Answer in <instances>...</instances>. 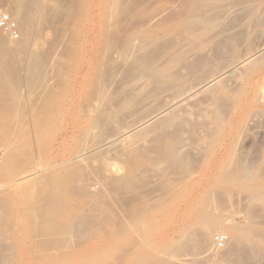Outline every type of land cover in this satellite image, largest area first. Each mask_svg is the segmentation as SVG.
Masks as SVG:
<instances>
[{"label": "bare ground", "instance_id": "1", "mask_svg": "<svg viewBox=\"0 0 264 264\" xmlns=\"http://www.w3.org/2000/svg\"><path fill=\"white\" fill-rule=\"evenodd\" d=\"M45 1L49 0H15V2H13L12 15L11 13L10 15L18 23L20 34L21 36L23 35L22 41L12 47L11 44H8L7 39H5L6 35L5 37L3 36L4 38L0 36V96L9 94L5 85L9 83L10 80L12 82L14 81L13 87H15L16 92H14V88L11 86L12 92L15 93L12 94L15 95L17 104L22 108V110L16 108V110L18 109V111L21 112H19L20 115L16 119L13 114L9 113L10 110L0 114V149L3 151L2 157L0 156V175L13 178L16 176L18 170L28 167V171L25 172L28 173L27 176L16 179L15 182L31 179L30 182L28 181V184H24L22 189L15 193V197L14 195L4 194L0 187V192H3V195L0 196V264H173L171 263L172 258L179 257L180 259V256L188 255V253H184L187 252V250L193 249L194 251L196 248L197 251L202 250L204 251L203 253H206L212 245H210V243L213 233L220 228H225L226 234L229 236L228 244L233 241L231 242L232 246L226 258H232L234 261L238 260L240 262H238L239 264H263L264 258L262 260L260 259V261H253L246 253L261 254L257 249L259 247L255 244H257L256 242L264 243V232L260 235L262 232L261 229L260 233H256V229L254 231L252 225L255 223V218H259L264 212L259 213L256 211L257 207L254 209V205L251 207L248 204L249 207L246 210L245 206L243 207L245 211H240L242 213V216H240L245 217V222H233L231 220L232 211L230 212V209L228 210L226 205L223 206L225 203H223L222 200L225 199V195H222L224 197V199H222V197H220L221 195L218 193V188L225 189L226 187L245 190L251 194V201L262 202L264 205V183H255L259 177L252 174V172L245 169V167H240V169L236 167V170L234 167H231L236 165H232L231 162L234 161L233 157L236 156L234 155L235 146L238 145L239 142L237 143L235 141V148L231 146L232 143L228 145L224 156L220 158L221 161L218 163V166L215 167V170L211 173H207L206 176L204 173L205 177H199L196 172L199 168L196 167L195 169V164L193 163L200 153L197 156L195 155L196 157L193 162L189 160L190 166L193 164L191 170L188 168L189 165H187V168L185 166L183 168L184 170L189 169L191 171L190 176V173L184 172V175L188 173L186 175L189 176V179H180V181H183L181 186L179 185L178 188H174L173 190L169 189L167 194L165 193L166 197L163 194L165 199L162 201L158 202L159 199L157 202H150L153 200V195V197L149 199L150 201L145 199L144 195L147 194L141 195V191L144 190L143 186L145 184L139 177L138 172L139 169L142 168V160L147 161V157L149 156L145 157V154L140 148H136L137 146L135 147V145H137L135 142L138 140L136 136H134V132L140 127H146L143 130L149 133L151 131L150 125L152 124L147 126L141 124L142 126L140 125L135 128L124 127V125L120 124L121 116H123L122 112L131 104L136 106L141 100L136 98L138 97L136 89H131L129 86L125 88V85L141 76H145L144 78L148 77L149 82H151L152 85L155 84V86L157 84H166L179 78V76L172 73L175 67V65H172L180 57H177L175 61L174 58H171L172 60L167 59L169 60L167 61V56H170L167 54L166 58L162 57L166 60L165 62L160 58V51L158 49L157 51L154 50L156 48H150L156 41L157 44H159L157 37L159 33L165 31L163 28L164 26L155 27L151 25L152 23L147 24L146 22L148 21H144L151 16V9L148 10L145 5L142 7L143 4L141 3L143 0H77L76 3L72 4V9L79 8V17L75 27L71 24L74 28V32L72 34V41L68 42V39L64 40L61 37L64 36L67 31L63 35L59 34L60 29H57L59 32L58 34L57 31H55L58 19L56 17L60 15L62 17V13L60 14L58 12V7L51 8ZM147 1L145 0L143 2L146 3ZM150 2L152 3V1ZM195 2H197V0ZM187 4L189 8L186 14H181L184 16L183 19L181 18L182 25L192 26L190 23L198 20L203 22V12L199 13L198 11V13H195L196 16L194 15L195 9L193 4L196 3L190 1V3ZM198 5L201 6V4H197V6ZM214 5H216V3ZM161 6H163V4ZM155 7L156 9L158 8V6ZM204 8H208V6H204ZM200 9L202 10L201 7ZM180 10L181 9H179V11ZM158 12L155 14L157 15ZM198 14H203V16L200 15L202 19L200 16L197 17ZM206 15L205 17H208L209 14L207 13ZM167 16L169 18V15ZM71 17L75 16L73 15ZM125 17L126 19L129 18L131 21L139 19L142 20V22L137 21L139 22L138 24L132 22V25H129V23V26L125 27L126 23H128L126 19V23L125 21L123 22ZM161 17L162 16H160V18ZM66 18L68 19V16ZM66 18L63 19L66 21ZM203 20L207 22V19L204 18ZM166 21H168V19ZM166 21L163 22L166 23ZM58 22H60V20ZM161 22L162 19L160 23ZM35 23L41 25L38 30L33 29ZM206 24L209 23L207 22ZM58 25L59 24H57V26ZM205 28L207 29L208 27ZM30 29H32V36L35 37V41L33 40V42H31V39L26 40L25 37L26 31H30ZM48 29L51 31V34H54V36H52L54 38L53 42L52 39L39 40L42 36L45 38L46 36L48 38L51 36L49 32L45 33ZM68 29L70 28L68 27ZM199 32L195 31V34ZM59 35L62 39L58 37ZM196 35L195 38L198 37ZM200 36H203L201 32ZM59 39L64 41L59 42ZM49 40L52 43H50ZM162 41L161 38L160 44L163 45ZM164 41H166L165 38ZM59 47L61 50L63 49L62 53L64 52L65 55H69V57H66V59L69 58V63H67V65L70 64L72 67H78L80 69V73H82L80 78L77 77L80 73H77V75L70 73L69 77L63 79L65 76L63 78L58 77V71L56 72L55 69L50 67L51 61H53ZM161 49H163V46ZM76 51H79L78 58V52ZM59 55H61V53ZM183 56L185 57V55ZM232 56L231 54V59L233 58ZM231 59H229L230 61L223 60L224 64L218 70V78L223 81L222 83L228 80V83L225 82L227 86L229 85V79L230 82H232V77L234 80L237 79V81H235V83L238 82L237 86L235 89L232 87L234 91L230 89V92L232 91L234 95L233 99H235L233 109H235L237 113V118L233 121V126L231 127V134L240 135L241 132L242 134L244 133V130L249 128L252 129L251 126H253L254 122L253 118L257 114V110L262 108L261 105H264V40L251 51L238 55V58ZM54 62L56 63V61ZM22 83L27 85L30 92L33 90L31 95L35 94L34 89L37 90L39 88L40 91L38 89L39 92L36 91L37 94L33 98L26 97L28 94L22 97L24 92L23 90L21 91L20 86H26ZM10 84L11 83H9V86ZM232 84L233 83H231V85ZM168 85L167 87L170 86ZM181 85L178 87L181 88ZM213 85H215L214 80L205 81L201 87L206 88L212 87ZM227 86L226 88L223 87V91L229 94V86ZM219 87L220 86H218V88ZM126 89H129V91L125 93ZM213 90H216L215 87ZM123 93H125V95ZM216 93L215 96H217ZM121 94L127 98L124 99L123 97V100L117 101L116 98L119 96L121 97ZM61 97H88L86 100L87 110L85 115L82 116L81 119L73 118L74 115L71 117V113L69 114L70 109L66 107L64 99ZM0 98H2L1 101L4 103L5 101H3V98L11 99L12 97ZM72 99L73 98H71V100ZM2 105H0V107ZM15 105L13 110H15ZM6 106L8 107V105ZM75 106L76 104L74 107ZM259 106L260 108H258ZM175 109L177 110V108ZM135 110L136 109H134V111ZM18 111L16 112L18 113ZM130 111L131 110H129V112ZM154 112L156 114V111ZM163 112L164 111L159 112L153 118L160 116ZM168 112L172 114L168 113L169 115L171 114L169 116L166 112L164 115L166 117L168 115V117H165V119L160 122L158 120L159 123L156 121L155 123L157 124L153 125V128L155 126L156 128L158 127V129H163V131L160 129V131H162L160 133L165 132V128L173 126L174 121L179 124V122H177L179 120L178 114H180L181 111L179 112L178 110V114L175 113L176 111ZM223 113L224 112H222V115H224ZM129 114L128 116H130ZM148 114L150 116L152 115V113L149 112ZM149 115L144 118L150 117ZM217 116H214V118ZM141 117L140 119H142ZM226 118L222 119L226 120ZM197 122L199 123V121ZM127 123L128 122H126V124ZM137 123H140V121ZM182 123L181 121L180 124L182 125ZM218 124L220 125L221 123ZM212 125L214 127L215 124L212 123ZM225 126L227 125L225 124ZM177 129L179 128L176 126V130ZM155 130L157 131V129ZM171 130L174 129L171 128ZM214 130L213 128V131ZM176 132L178 133L179 131ZM216 133L214 134L215 136L218 135ZM221 133L222 132H220V134ZM168 135H166L165 132L162 135L160 134L157 139V141L159 140V143L156 141L159 147L158 153L161 158L165 159L170 164L168 169L169 167L171 168L172 165H175L174 167L177 170L179 169L177 167L182 163H180V161L183 157H186L188 153L186 156L183 155V157H181L180 155L182 154L179 153L182 151L177 153L179 149L176 150L174 145L177 135L175 134V137ZM212 135L213 133L211 136ZM221 136L219 137L221 138ZM241 136L239 138H241ZM224 137L228 136L224 135ZM168 138H173L174 142L167 143ZM210 140L211 139H209V141ZM146 141L148 142V139ZM176 144L178 145V143ZM33 145L38 149L39 154L38 162L34 167L31 165L32 163L33 165L35 164L32 158L33 156L29 154L30 147L34 150ZM152 146L154 147V144L148 147L152 149ZM179 146L177 148H179ZM145 147L143 148L148 151V148L146 149ZM215 147L214 143L213 148ZM154 149L150 150L149 148V152L151 151L154 153ZM207 149L206 151H208ZM207 153H205V155ZM38 154H36V157ZM192 156L193 155H189V158L192 159ZM200 158L201 156L198 157V160ZM202 159L204 158L202 157ZM149 160L148 168H151L150 164H152L151 161H153L154 158L152 160L148 159V161ZM155 160L157 159L155 158ZM185 160L186 158L184 161ZM199 161L197 162L198 164ZM164 162L165 161H162L163 164ZM235 162H237V160ZM145 163L146 162H144V164ZM158 166H156V169ZM228 166L231 167V170ZM172 169L173 168H171V170L169 169V171H172ZM175 169L173 172H175ZM207 169L209 170V167ZM142 170H145L144 174L148 171L145 168ZM151 171L152 168L149 170V173ZM180 171H182V169ZM177 172L178 170L176 173ZM203 172H205V170ZM157 173L158 172H156V174ZM178 173L183 175V171ZM178 173L177 175H179ZM258 173H260V171ZM263 173L262 175H264ZM159 175H161V173ZM159 175L157 176L159 177ZM262 175L261 177H263ZM163 176L167 175L163 173ZM162 181H164V179ZM158 183L160 186V182ZM147 184H149V182ZM175 184L177 183L175 182ZM165 185L166 184H164V186ZM159 189H162V186ZM146 190L150 192L148 188L145 189L144 193H147ZM225 193L226 195L230 194L229 192ZM239 193L240 192H237V195ZM235 194L236 193H234V195ZM228 196L229 195H227V197ZM224 202H226V200H224ZM257 221L258 222L255 224L261 223V220ZM258 229H260V227ZM231 237L233 240L230 241ZM197 251L193 253H199ZM181 253H184V255H181ZM215 253L208 256L206 261H203L201 258V261H203L204 264H213L221 258L225 259L222 254L221 257L217 255V252ZM245 254L247 258L250 259L248 263L246 262ZM199 256L201 257L203 255L201 254ZM198 257L196 256V258ZM181 259L184 261V257ZM178 261L179 260H177L176 264ZM187 262L189 261L187 260ZM179 263L181 264V262Z\"/></svg>", "mask_w": 264, "mask_h": 264}, {"label": "rangeland", "instance_id": "2", "mask_svg": "<svg viewBox=\"0 0 264 264\" xmlns=\"http://www.w3.org/2000/svg\"><path fill=\"white\" fill-rule=\"evenodd\" d=\"M61 1V2H60ZM49 0V1H45L46 3H48L49 4V7H51V8H54V7H58V12L61 14L62 13V17L63 18H66L67 16H68V19L66 18V21H65V19H63L62 17H61V15L60 16H58V17H56V18H58L59 20H60V22H58L59 20L57 19V23H56V29H55V31H57V29H60L59 31H60V33L57 31V34L59 33V34H61V35H63V34H65V32H66V36L64 35V36H61L64 40L65 39H68L67 41L69 42V41H72V34H73V32H74V28L72 27L73 25H74V27H75V25H76V23H77V20H78V15H79V8L77 7V8H75V9H72V4L73 3H76V1L77 0H63V2H62V0ZM143 1H145V0H143ZM142 1V3L141 4H143L142 5V7L145 5V7L148 9V10H150L151 9V16L149 17V19H146V20H144L145 22L146 21H148V22H146L147 24H150V23H152L151 25H153V26H155V27H163L164 29H165V31H163V32H161V33H159V35H158V37H157V40H158V43L159 44H157V41L153 44L154 45V47H153V45L152 46H150V48L151 49H154V48H156V49H154V50H159L160 52V58L161 59H163L164 57L166 58V55L168 54V55H170V56H167V58H166V60L167 59H171V58H174V61L177 59V57H180L179 59H177L175 62H174V64L172 65V66H174L175 65V69L173 68V72H172V69H171V72L172 73H174V75L176 74L177 76H179V78H176V79H174V80H172V81H174V82H168V83H166V84H162V85H156L155 86V84L154 85H152V83L151 82H149V79H148V77H146V78H144L145 76H141V77H138L136 80H134V81H132L131 83H128V84H126L125 85V88H128V86H129V88H131V89H136V92H137V96L138 97H136L137 99H141L140 101H139V103L135 106V105H133V104H131V105H129L128 107H127V109L126 110H124L125 112L127 111V112H129V110H131L129 113H131V114H129V113H125L124 111L122 112V115L123 116H121V121H120V124L121 125H124V127H131V128H135V127H137V126H140L141 124L143 125V126H147V125H150V124H152V125H150L152 128H153V125H155V124H157V123H159L160 121H162L163 119H165V113L167 112V114L168 113H171V112H168V111H173V112H175V113H179L180 111H181V113L180 114H178L179 115V117H178V121L177 122H179V124H177L175 121H174V123H173V126H171V127H168V128H165L166 130H165V132H166V135H168V136H176L175 137V141L176 142H174L173 141V138L171 139V138H168L167 139V143L169 142V143H172V142H174L175 144V147H176V150L177 149H179L178 151H177V153H179L180 151H182V152H180L179 154H182V155H180L181 157H183V155L184 156H186L187 155V153H188V155L186 156V157H183V161H184V159L186 158V160L183 162L182 160L180 161V165H179V167H177V168H179V169H177L178 170V172H182L183 171V175H184V172H188V173H190L191 171V168H192V166H193V164H195L194 165V167H195V169H196V167H198L199 169L196 171L197 172V174H198V176L199 177H205L206 176V174L207 173H211L212 171H214L215 170V167H217L218 166V163H220V161H221V159L220 158H222L223 156H224V154H225V152H226V149H227V147H228V145L230 144V143H232L231 144V146L233 147V148H235L236 147V151L234 150V155H236V156H234L233 157V159H234V161H232L231 162V164L232 165H235V166H231L232 168L234 167V169L237 167V169H240V167L241 168H244L245 167V169H248V170H250L251 172H252V174H254V175H257L259 178H258V180H256V182L255 183H264V175H262V173L264 172V105H261V109H258V108H260V106L257 108L258 110H257V114L254 116V118H253V120H254V122H253V126H251L252 127V129L251 128H249V129H247V130H244L243 132V134H242V132H241V134L239 135V134H234V135H232L231 133H232V126H233V121H235V119L237 118V113H236V110L235 109H233L234 108V104H235V99H233V93H232V91H234L233 89H235V87L237 86V84H238V82L237 83H235V81H237V79L236 80H234V78L232 77V82H230V79H229V94H227V92H224L223 91V87H225L226 88V86H227V84L226 83H228L227 81H224V83H222L223 81L221 80V79H219L218 78V70H219V68L224 64V61L223 60H229V59H231L230 58V56H231V54L233 55L232 57V59H234V58H238V55H240V54H243V53H246V52H249V51H251L255 46H257V45H259L263 40H264V0H214V1H212V0H197V2H195L196 0H146L147 2L145 3V2H143ZM150 1H152V3H154V4H152ZM190 1H193V3H196V4H193V7H194V9H195V11H194V15H195V13H198V11H199V13H201V12H203L204 13V16H203V14H198L197 15V17L198 16H203L202 18L204 19H207L206 21L210 24H206L207 22H205V20H203L202 18H201V16H200V18L202 19V21L203 22H201V21H195V22H193V23H190L192 26H183L182 25V19L184 18V16H182L183 14H186V11H187V9L189 8V6H188V4L187 3H190ZM13 2H15V0H8V2H7V0H0V8L1 9H4L5 11H7L9 14L11 13V15H12V12H13ZM44 2V3H45ZM58 2H60V3H58ZM5 3V4H4ZM145 3V4H144ZM172 3V4H171ZM183 3V4H182ZM192 3V2H191ZM216 3V5H214ZM12 4V5H11ZM163 4V6H161ZM197 4H201V6L200 5H198L197 6ZM205 4H207V5H205ZM55 5H57V6H55ZM175 5V6H174ZM181 5H182V7H181ZM186 5V6H185ZM190 5V4H189ZM196 5V6H195ZM213 5V6H212ZM11 8H10V7ZM64 6V7H63ZM155 6H158V8L156 9V7ZM204 6L206 7V6H208V8H204ZM210 6H211V8H210ZM174 7V8H173ZM177 7V8H176ZM180 7V8H179ZM187 7V8H186ZM196 7V8H195ZM200 7L202 8V10L200 9ZM214 7V8H213ZM65 8V9H64ZM153 8H154V10H153ZM161 8V9H160ZM199 8V9H198ZM165 9V10H164ZM168 11H167V10ZM174 9V10H173ZM179 9H181L180 11H179ZM186 9V10H185ZM197 9V10H196ZM8 10H10V11H8ZM75 10V11H74ZM156 10V11H155ZM182 10H184V11H182ZM210 10V11H209ZM61 11V12H60ZM65 11V12H64ZM68 11V12H67ZM71 11V12H70ZM73 11V12H72ZM153 11V12H152ZM155 11V12H154ZM158 11H160V12H158ZM177 11V12H176ZM207 11V12H206ZM156 12H158V14L156 15L155 13ZM257 12V13H256ZM63 13H64V15H63ZM65 13H68V14H65ZM71 13H75V14H71ZM209 14L208 15V17H205V16H207L206 14ZM182 14V15H181ZM255 14H257L258 15V17H257V15H255ZM75 16V17H71V16ZM166 15V16H165ZM167 15H169V18H168V16ZM172 15V16H171ZM257 17H255V16ZM263 15V16H262ZM160 16H162L161 18H160ZM164 16V17H163ZM171 16V17H170ZM196 16V15H195ZM261 16V17H260ZM71 17V18H70ZM154 17H156V18H154ZM218 17V18H217ZM72 18H74V19H72ZM160 18V19H159ZM168 19V21H166L167 19ZM177 18V19H176ZM182 18V19H181ZM218 20H217V19ZM259 18H260V20H259ZM262 18V19H261ZM76 19V20H75ZM125 19H126V17L124 18V20H123V22L125 21ZM157 19H159V20H157ZM161 19H162V22L160 23V21H161ZM171 19V20H170ZM210 19V20H209ZM258 19V20H257ZM126 20H128L127 22L128 23H126V21H125V23H126V25H125V27H127V26H129V25H132V22H136V24H138L139 22H142V20H133V21H131L129 18H127ZM180 20V21H179ZM72 21H73V23H72ZM137 21H139V22H137ZM158 21V22H157ZM166 21V23H164V22ZM172 21V22H171ZM175 21V22H174ZM214 21H216V22H214ZM263 21V22H262ZM70 24H68V23ZM71 22V23H70ZM176 23V24H174V23ZM259 22V23H258ZM65 23V24H64ZM130 23V24H129ZM181 23V24H180ZM57 24H59L58 26H57ZM67 24H68V26H67ZM71 24H72V26H71ZM129 24V25H128ZM135 24V23H134ZM172 24V25H171ZM178 24H180V25H178ZM194 24V25H193ZM197 26H196V25ZM63 27H62V26ZM66 25V26H65ZM157 25H159V26H157ZM162 25V26H161ZM167 25V26H166ZM173 25H176V26H173ZM204 25V26H203ZM212 25V26H211ZM61 26V27H60ZM172 26V27H171ZM41 27V25L39 24V23H35L34 24V30H38L39 28ZM59 27V28H58ZM65 27V28H64ZM67 27V28H66ZM68 27L70 28V29H68ZM196 27V28H195ZM205 27H208L207 29L205 28ZM211 27V28H210ZM257 27V28H256ZM36 28V29H35ZM64 28V29H63ZM68 29V30H67ZM167 29V30H166ZM184 29V30H183ZM190 29V30H189ZM191 29H193V30H191ZM197 29V30H196ZM255 29V30H254ZM25 30V29H24ZM199 30H200V32H201V34H203V36L201 37L200 36V32H199ZM64 31V32H63ZM193 31V32H192ZM195 31L197 32H199V33H196V34H199V35H196L195 34ZM227 31V32H226ZM49 32V34H51L50 32V30L48 29V31L46 30L45 31V33H48ZM69 32V33H68ZM225 32V33H224ZM223 33V34H222ZM229 33V34H228ZM189 34V35H188ZM190 34H191V36H190ZM205 34V35H204ZM5 35H6V37H5ZM182 35V36H181ZM195 35L196 36H198L197 38H195ZM0 36L1 37H5V39H7V42H8V44L10 45H12V47L13 46H15L16 44H18V42L20 43L21 41H22V38H23V35L21 36V34H20V38L19 39H17V40H15V39H12L9 35H7V34H5V33H3L2 31H0ZM50 36V35H49ZM52 36H54V34H51V38L49 37H47L46 36V38L44 37V36H42V37H40L39 38V40H45V39H52V42H53V37ZM69 36V37H68ZM190 36V37H189ZM201 38H200V37ZM3 37V38H4ZM10 37V38H9ZM25 37H26V40H32L31 42H33V40L35 41V37H33L32 36V29H30V31L28 30V31H26V34H25ZM59 38H61L60 37V35L58 36ZM71 37V38H70ZM165 38V40L166 41H164V38ZM33 38V39H32ZM61 38V39H62ZM160 38V39H159ZM161 38H162V40L164 41H162V43H163V45L162 44H160L161 43ZM61 39H59V42H63L64 40H61ZM197 39H199V40H197ZM230 39V40H229ZM49 40V41H50ZM160 40V41H159ZM237 40V41H236ZM240 41V42H239ZM51 41H50V43H52ZM74 42V41H73ZM166 42V43H165ZM198 44H197V43ZM202 42H203V44L204 43H206V44H202ZM231 42V43H230ZM164 45H165V47H164ZM232 45V46H231ZM162 46H163V49H161L162 48ZM200 46H201V48H200ZM158 47V48H157ZM161 47V48H160ZM252 47V48H251ZM167 48V49H166ZM61 50V48L59 47L58 49H57V51H56V54H55V59L53 58V61H51V65H50V67L51 68H53V69H55L56 70V72H57V74H58V77H61V78H63L64 76V78L63 79H65V78H67V77H69V75H70V73H74V74H76L77 75V73H80V69L78 68V67H72V65H67V63H69V58H67L66 59V57H69V55L67 56V54L65 55L64 54V52L62 53V51H63V49L61 50V52H60V50ZM76 50V49H75ZM74 50V51H75ZM157 50V51H158ZM162 50V51H161ZM167 50V51H166ZM171 52H170V51ZM172 50H176V51H172ZM76 52H78L77 53V58L79 57V51H76ZM170 52V53H169ZM177 52H178V54H177ZM182 52H183V54H182ZM234 52V53H233ZM57 53H58V55H57ZM61 53V55H63V56H61V55H59ZM164 54V55H163ZM183 55H185V57L183 56ZM234 55H236V56H234ZM227 56V57H226ZM163 57V58H162ZM184 58V59H183ZM221 58V59H220ZM231 59V60H232ZM60 62H59V61ZM165 62H166V60L165 59H163ZM169 60H167V61H169ZM172 60V59H171ZM180 60V61H179ZM54 61H56V63L54 62ZM59 63H58V62ZM68 61V62H67ZM225 61V62H226ZM230 61V60H229ZM55 64H54V63ZM223 62V63H222ZM58 63V64H57ZM57 64V65H56ZM177 64H178V66H177ZM55 66V67H54ZM70 66V67H69ZM59 69V70H58ZM77 69V70H76ZM191 69V70H190ZM193 69V70H192ZM61 70V71H60ZM69 71V72H68ZM81 74L82 73H80V74H78V78H80L81 77ZM179 74V75H178ZM183 75V76H182ZM181 76V77H180ZM210 77V78H209ZM148 81H147V80ZM181 79V80H180ZM215 79H217V80H215ZM177 80V81H176ZM180 80V81H179ZM214 80V84L215 85H213L212 87H206V88H202L201 87V85H203L204 83H205V81L206 82H208V81H213ZM142 83H141V82ZM145 81V82H144ZM148 82V83H147ZM185 82V83H184ZM203 82V83H202ZM219 82V83H218ZM226 82V83H225ZM9 83H11L10 84V86H9ZM9 83H7L6 85H5V87H7V91H9V94H7L6 96H0V97H12L11 99H4L3 98V101H5L4 103L1 101L2 100V98H0V105H2V103H3V105L0 107L1 109H0V114H2V113H5V112H8V110H10L9 111V113H11V114H13V116L15 117V119L20 115V111H18V109H20V110H22V108L17 104V98L15 97V95H13V94H15V93H13L12 91V89H11V86H12V88H14V92H16V90H15V87H13L14 85V81L12 82L11 80L9 81ZM151 83V84H150ZM183 83V84H182ZM231 83H233L232 85H231ZM235 83V84H234ZM23 85H26V84H24V83H22ZM141 84V85H140ZM171 86H169V85ZM181 85L180 87L181 88H179L178 86L179 85ZM222 86H221V85ZM22 85V86H23ZM167 85L169 86V87H167ZM173 85V86H172ZM230 85H231V87H230ZM155 86V87H154ZM164 86V87H163ZM177 86V87H176ZM218 86H220L219 88H218ZM227 86V87H228ZM24 87V86H23ZM23 87H21L20 86V88H21V91L23 90V92H24V94H22L23 96L22 97H25L27 94H28V96H26V97H31V98H33V97H35V95L37 94L36 93V91H38V89L36 90V89H34V92H35V94H33V95H31L32 93H33V90L30 92V89L27 87V85L23 88ZM214 87H215V89L216 90H213L214 89ZM232 87H233V89H232ZM28 89V91H27V89ZM142 88V89H141ZM155 88V89H154ZM161 88H162V90H161ZM164 88V89H163ZM198 88H200V89H198ZM202 88V89H201ZM208 88V89H207ZM6 89V88H5ZM9 89V90H8ZM11 89V90H10ZM26 89V90H25ZM166 89V90H165ZM205 89V90H204ZM210 89V90H209ZM212 89V90H211ZM230 89L232 90L231 92H230ZM222 90V91H221ZM25 91H27V92H25ZM39 91H40V89H39ZM38 91V92H39ZM126 91H129V89H126L125 90V93H126ZM209 91V92H208ZM213 93H212V92ZM218 92V93H216V92ZM22 92V93H23ZM151 92V93H150ZM159 92V93H158ZM209 94H208V93ZM13 93V94H12ZM125 93H123L124 95H125ZM146 93V94H145ZM215 93H216V95L218 96V99H220V100H218L217 99V96H215ZM224 93H226V94H224ZM11 94H12V96H11ZM221 94H222V96H221ZM227 95V96H226ZM144 96V97H143ZM13 97H15V98H13ZM124 96L121 94V97L119 96L118 98H116V100L117 101H119V100H123L122 98H123ZM61 98H63L64 99V102H65V104H66V107L67 108H69L70 109V111H69V114L71 113V117H73V115H74V117L73 118H79V119H81L82 118V116H84L85 115V112H86V110H87V99H88V97H61ZM71 98H73L72 100H71ZM80 100H79V99ZM121 98V99H120ZM125 98H127V97H124V99ZM176 98V99H175ZM69 99V100H68ZM82 99V100H81ZM230 99V100H229ZM15 100H16V103H15ZM10 101V102H9ZM70 101V102H69ZM86 101V102H85ZM142 101V102H141ZM216 103H214V102ZM7 102V103H6ZM9 102V103H8ZM218 102V103H217ZM228 102V103H227ZM234 102V103H233ZM70 103V104H69ZM74 103V104H73ZM174 103H175V105H174ZM211 103V104H210ZM225 103V104H224ZM233 103V104H232ZM11 104V105H10ZM18 106H16V105ZM72 104V105H71ZM76 104V106L74 107V105ZM142 106H141V105ZM145 104V105H144ZM6 105H8V107L6 106ZM10 105V106H9ZM14 105H15V110H16V108H18L16 111H18V113L15 111V110H13V107H14ZM79 105V106H78ZM144 105V106H143ZM170 105V106H169ZM177 105V106H176ZM179 105V106H178ZM218 105V106H217ZM222 105V106H221ZM233 105V106H232ZM73 106V107H72ZM86 106V107H85ZM167 106V107H166ZM231 106H232V108H231ZM3 107H6V108H3ZM71 107H72V109H71ZM81 109H80V108ZM137 107V108H136ZM144 107V108H143ZM222 107V108H221ZM227 107V108H226ZM11 108V109H10ZM84 110H83V109ZM86 108V109H85ZM138 108H139V110H138ZM169 108V109H168ZM171 108H172V110H171ZM175 108H177V110L175 109ZM215 108V109H214ZM79 109V110H78ZM134 109H136L135 111H134ZM204 109V110H203ZM206 109V110H205ZM222 109V110H221ZM156 111V114H158L159 112H162V111H164L160 116H158V117H156V118H153L156 114H155V112L154 111ZM158 110V111H157ZM166 110V111H165ZM179 110V112H177ZM214 111V112H212V111ZM233 110V111H232ZM3 111V112H2ZM12 111V112H11ZM78 111V112H77ZM132 111H133V113H132ZM141 111H142V113H141ZM206 111V112H205ZM235 111V112H234ZM259 111V112H258ZM263 111V112H262ZM14 112H16V113H14ZM20 112V113H19ZM80 112V113H79ZM147 112V113H146ZM148 112L149 113H152V115L150 116L149 114H148ZM216 112H217V115H216ZM222 112H224L223 114L224 115H222ZM139 113V114H138ZM204 113V114H203ZM18 114V115H17ZM128 114L131 116V118H130V116H128ZM150 116V117H146V118H144L145 116H148V115ZM154 114V115H153ZM166 114V115H167ZM172 114V113H171ZM170 114V115H171ZM206 114V115H205ZM258 114H259V116H258ZM139 115H141V116H143V117H141V116H139ZM164 115V116H163ZM169 115V114H168ZM168 115H167V117H168ZM169 115V116H170ZM164 118H163V117ZM213 116V117H212ZM214 116H217L216 118H214ZM129 117V118H128ZM140 117L142 118V119H144V120H142V119H140ZM162 118V119H160V118ZM166 117V118H167ZM211 119H210V118ZM227 117V118H226ZM138 118V119H137ZM151 118V119H150ZM153 118V119H152ZM159 118V119H158ZM222 118H226V120L224 119H222ZM123 119H125V120H123ZM182 119V120H181ZM203 119V120H202ZM213 119V120H212ZM123 120V121H122ZM148 120H149V122H148ZM158 120H159V122H158ZM208 122H207V121ZM136 121V122H135ZM140 121V123H137V122H139ZM145 121H146V123H145ZM154 121V122H153ZM157 121V123H155ZM181 121L183 122L182 123V125L180 124L181 123ZM197 121H199V123L197 122ZM206 121V122H205ZM224 121V122H223ZM231 121V122H230ZM126 122H128L127 124H126ZM190 122H191V124H190ZM195 122V123H194ZM225 122H227V123H225ZM229 122V123H228ZM256 122V123H255ZM134 123V124H133ZM194 123V124H193ZM198 125H197V124ZM211 123V124H210ZM212 123L213 124H215L214 125V127H213V125H212ZM218 123H221L220 125L218 124ZM259 123V124H258ZM137 124V125H136ZM202 124V125H201ZM203 124H205V125H203ZM225 124L229 127V129H228V127L227 126H225ZM261 124V125H260ZM129 125V126H128ZM132 125V126H131ZM141 125V126H142ZM178 125H181V126H178ZM212 125V126H211ZM259 125V126H258ZM176 126L179 128V129H177L176 130ZM197 126H198V128H197ZM208 126H209V129H208ZM217 126V127H216ZM218 126H219V128H218ZM256 126V127H255ZM150 127V129H151V133L149 132H146L145 130H143V129H145V128H142V127H140L139 129H137L135 132H134V136H136V138H137V140L139 141H137V142H135V144H137V145H135V147L136 148H140V150L145 154V157H147V156H149V157H147V161L145 160V161H143L142 160V162H141V167L142 168H140L139 169V172H138V175H139V177L143 180V183L145 184L144 186H143V191H141V195H143V194H147V195H144L145 196V199H147V200H149V199H151V197H153L152 199V201H150V202H157L159 199V201L158 202H160V201H162L163 199H165L164 197H163V194H164V196L166 197V194H167V192L169 191V189L170 190H173L174 188H178V186L180 185L181 186V184L183 183V181L182 180H187V179H189V176L191 175V173L189 174V176L188 175H186V174H188V173H185V175L183 176V175H180V173H178L179 175H177V173H176V169H175V165H172V167L171 168H173L172 169V171H169V169L171 170V168L169 167V169H168V166H170V164L165 160V159H163V158H161L160 156H159V147H158V143H159V140L157 141V139L159 138V136H160V134L162 135V134H164L165 132H163V133H160V132H162L163 131V129L162 128H160L162 131H160V129H158V127L156 128L155 126H154V128L152 129ZM182 127V128H181ZM185 127V128H184ZM215 129L214 131H213V128ZM221 127H222V129H221ZM257 127H261V128H257ZM149 128V127H148ZM171 128H173L174 130H171ZM192 128V129H191ZM202 128V129H201ZM224 128H225V132H224ZM227 128V129H226ZM254 128V129H253ZM155 129H157V131H158V134H157V131L155 130ZM200 129V130H199ZM251 129V130H250ZM142 130V131H141ZM167 130H168V132H167ZM211 130V131H210ZM221 130V131H220ZM153 131V132H152ZM154 131H155V133H154ZM170 131H171V133H170ZM176 131H179L178 133L176 132ZM218 131V132H217ZM142 132V133H141ZM201 132V133H200ZM202 132H203V134H202ZM209 132V133H208ZM211 132V133H210ZM217 132V133H216ZM220 132H222L221 134H220ZM153 133V134H152ZM213 133V135L211 136V134ZM218 134L217 136H215L214 134ZM172 134H174V135H172ZM176 134V135H175ZM200 134H202V135H200ZM221 135H223V136H221ZM224 135L225 136H228V137H224ZM241 135H243V136H241ZM150 138H149V137ZM208 136H209V138H208ZM219 136H221V138L219 137ZM241 136V138H239ZM154 137H157V138H154ZM181 137V138H180ZM214 137V138H213ZM216 137V138H215ZM222 137H223V139H222ZM180 138V139H179ZM219 138V139H218ZM229 138V139H228ZM239 138V139H238ZM140 139V140H139ZM148 139V142L146 141ZM180 141H179V140ZM208 139V140H207ZM209 139H211L210 141H209ZM218 139V140H217ZM235 139V140H234ZM151 140V141H150ZM213 140V141H212ZM222 140V141H221ZM234 140V141H233ZM237 140H239V141H237ZM155 143H154V142ZM158 143H157V142ZM209 141V142H208ZM216 141V142H215ZM228 141V142H227ZM238 143V145H236L235 146V144H236V142ZM217 142H219V143H217ZM221 142V143H220ZM176 143H178V145L176 144ZM205 143V144H204ZM214 143H215V148H213L214 147ZM152 144H154V147L152 146V149H154V153L153 152H149V148H150V150H152L151 149V147H148L149 145H152ZM202 144H203V146H202ZM138 145H140V146H138ZM144 145V146H143ZM180 145V146H179ZM213 145V146H212ZM218 145H220V146H218ZM223 145V146H222ZM34 146V145H33ZM141 146H142V148H141ZM146 146V147H145ZM179 146V148H177ZM200 146H202V147H200ZM235 146V147H234ZM143 147H145L146 149L148 148V151H146ZM157 147V148H156ZM185 147V148H184ZM212 147V148H211ZM220 149H219V148ZM238 147V148H237ZM32 147H30L29 149V154L31 155V156H33L32 158L34 159L33 161H34V165H33V163L31 164L32 165V167H34L36 164H37V162H38V157H39V154H38V149H36L35 148V146H34V150H32L31 149ZM208 148V149H207ZM224 148V149H223ZM206 149L208 150V151H206ZM237 149H238V151H237ZM34 151V152H32V151ZM224 150V151H223ZM31 151V152H30ZM185 151H187V152H185ZM208 152V153H207ZM211 152V153H210ZM34 155H33V154ZM200 153V154H199ZM204 153V154H203ZM205 153H207L206 155H205ZM215 153V154H214ZM241 153V154H240ZM243 153V154H242ZM257 153H258V155H257ZM36 154H38L37 155V157H36ZM155 154V155H154ZM157 154V155H156ZM179 154H178V156H179ZM199 154V155H198ZM213 154V155H212ZM2 155H3V151L0 149V156L2 157ZM154 155V156H153ZM189 155H193L192 156V159H190L191 158V156H190V158H189ZM197 156V160H198V157L199 156H201V158L199 159V160H203L202 162L201 161H199V164L197 163L198 161L195 159V161H194V158ZM204 155V156H203ZM246 155V156H245ZM212 156V157H211ZM219 156V157H218ZM243 156V157H242ZM245 156V157H244ZM154 158V162L153 161H151L152 162V164H150V166H151V168H152V171L149 173V170L151 169V168H148L149 166H148V162H150V160L148 161V159H153ZM202 157L204 158V159H202ZM235 157H236V160H237V162H235L236 160H235ZM37 158V159H36ZM155 158L157 159V160H155ZM214 158V159H213ZM242 158V159H241ZM257 158V159H256ZM213 159V160H212ZM220 159V160H219ZM188 160V161H187ZM189 160H191L192 162L194 161V163L193 164H191V166H190V164H189ZM158 161V162H157ZM162 161H165L164 162V164L162 163ZM238 161H239V163H238ZM144 162H146L147 163V166H146V163L144 164ZM187 162H188V164H187ZM191 162V163H192ZM217 162V163H216ZM235 162V163H234ZM168 163V164H167ZM209 163V164H208ZM211 163H213V164H211ZM215 163V164H214ZM228 163V162H227ZM248 163H249V165H248ZM156 164H158V165H156ZM161 164V165H160ZM166 164V165H165ZM184 164V165H183ZM217 164V165H216ZM244 164V165H243ZM144 165V166H143ZM154 165V166H153ZM187 165H189L188 166V168L190 169H183L184 168V166L187 168ZM211 165V166H210ZM241 165V166H240ZM153 166V167H152ZM156 166H158V167H160V168H158L157 167V169H156ZM165 166V167H164ZM176 166H178V165H176ZM229 166H230V161H229ZM228 166V167H229ZM243 166V167H242ZM30 167V166H29ZM32 167H30V168H32ZM146 169V170H148L147 171V173L146 174H144V171L145 170H142V169H144V168ZM206 169H205V168ZM209 167V170L207 169ZM231 167H229L230 168V170H231ZM249 167V168H248ZM29 168V169H30ZM182 169V171H180L181 169ZM175 169V172H173V170ZM142 170V171H141ZM157 170V171H156ZM160 170V171H159ZM163 170V171H162ZM165 170V171H164ZM188 170V171H187ZM205 170V172H203ZM233 170V169H232ZM236 170V169H235ZM262 170V171H261ZM28 171V167L26 168V169H20V170H18L17 171V173H16V176L15 177H13V178H7V177H5V176H3V175H0V187H1V190L4 192V194H10V195H14V197H15V193L17 192V191H19V190H21L22 189V187H23V185L24 184H28L30 181H31V179H26V180H24V181H20V182H15V180L16 179H20V178H22V177H24V176H27V174L28 173H25V172H27ZM260 171V173H258ZM155 172V173H154ZM156 172H158L157 174H156ZM161 173V175H159ZM163 173H164V175L166 174L167 176H163ZM169 173H170V175H169ZM176 173V174H175ZM204 173H205V176H204ZM26 174V175H25ZM154 174H156V175H154ZM175 174V175H174ZM203 174V175H202ZM264 174V173H263ZM146 175H147V177H146ZM157 175H159V177L157 176ZM261 175L263 176V177H261ZM163 177V178H162ZM150 178V179H149ZM162 178V179H161ZM167 178V179H166ZM179 178V179H178ZM185 178V179H184ZM147 179H148V181H147ZM164 179V181H162ZM172 181H171V180ZM180 179H182L181 181H180ZM26 181V182H25ZM29 181V182H28ZM169 182V184H168V182ZM14 182V183H13ZM149 182V184H147ZM158 182H160V186H159V183ZM175 182L177 183V184H175ZM162 183V184H161ZM179 183V184H178ZM9 186H8V185ZM164 184H166L165 186H164ZM176 186H175V185ZM173 185H174V187H173ZM3 186H5V187H3ZM152 186V187H151ZM161 186H162V189H159V188H161ZM3 187V188H2ZM169 187V188H168ZM171 187H173V188H171ZM149 188V190H150V192L149 191H147L146 190V192L147 193H144L145 192V189H148ZM166 188H168V189H166ZM224 188H218V193L221 195L220 197H222V199H224V197H225V199L224 200H226V202H224V200H222L223 201V203H225V204H223V206L224 205H226V208H228V210L231 212L232 211V213H231V220L233 221V222H236V223H244L245 222V217L243 216V217H241L242 216V213L240 212V211H245L248 207H249V205L252 207V205H254V209H256V207H257V209H256V211H258L259 213H263L264 212V205H263V203L262 202H253V201H251V194L248 192V191H245V190H240V189H235V188H231V187H226L224 190H223ZM228 189V190H227ZM229 189H231V190H229ZM151 190H152V192H151ZM165 190V191H164ZM220 190V191H219ZM223 190V191H222ZM232 190H233V192H232ZM237 190V191H236ZM0 192V196H2L3 195V192ZM225 192H229L230 194H227V195H229L228 197H227V195H226V193ZM237 192H240V193H242V194H238L237 195ZM149 193V194H148ZM152 193V194H151ZM166 193V194H165ZM225 193V194H224ZM232 193V194H231ZM234 193H236L235 195H234ZM243 194H246V195H243ZM249 194V195H248ZM151 195V196H150ZM153 195V196H152ZM162 195V196H161ZM222 195H225L224 197L222 196ZM232 195V196H231ZM234 195V196H233ZM237 195V196H236ZM249 196V197H248ZM150 197V198H149ZM162 197V198H161ZM230 197V198H229ZM238 197V198H237ZM243 197V198H242ZM156 198V199H155ZM248 198H250V199H248ZM154 199H155V201H154ZM221 199V198H220ZM248 199V200H247ZM229 200H232V201H229ZM221 201V202H222ZM238 202V203H237ZM233 203V204H232ZM243 203V204H242ZM247 204V206H246V204ZM228 204V205H227ZM230 204V205H229ZM249 204V205H248ZM233 205V206H232ZM255 205H257V206H255ZM228 206V207H227ZM241 206V207H240ZM245 206V210H244V207ZM230 207V208H229ZM240 207V208H239ZM261 207V208H260ZM263 207V208H262ZM226 208H224L225 210H227ZM238 209H241V210H238ZM260 211H259V210ZM237 210V211H236ZM262 210V211H261ZM228 211V212H229ZM235 211V212H234ZM229 212V213H230ZM237 212H239V213H237ZM241 213V214H240ZM239 214V215H238ZM241 215V216H240ZM263 216H264V214L262 215H260V217L259 218H255V223H257L258 221L257 220H261V223L259 222L258 224H253L252 225V228H253V230L255 231V229H256V233H260L261 232V229H262V232L260 233V235H262L263 234V232H264V219H263ZM242 219H243V221H242ZM263 219V220H262ZM263 222V223H262ZM262 226H261V225ZM260 227V229H258ZM259 231V232H258ZM218 233H225L226 234V230H225V228H220V229H218L217 231H215L214 233H213V237H212V241H211V243H210V245H211V247H209V250L206 252V253H203L204 251H202V250H198L197 251V249L195 248L194 249V251L196 252H199V253H193L194 251H193V249H190L189 251L187 250V252H184V253H188V255H184V253H181V255H184V256H180V259L181 258H183L184 257V261H183V259H179V257L178 258H176V257H174V258H172V261H171V263H173V264H176V262H177V260H179L178 261V263L177 264H180L179 262H181V264H188L189 262L190 263H193V264H204L203 263V261H206L207 260V258H208V256H210V255H212V254H214L215 252H217V255H219V256H221L222 257V255H223V257L225 258V259H223V258H221L220 260H218V261H216V262H214L213 264H239L240 262L237 260V261H234V260H232V258L230 259V258H226V255L228 254V252H229V250H230V247L232 246V244H231V242H233V241H231V240H233L232 239V237L230 238V243L229 244H227L224 248H222V249H220V248H218L217 246H216V244H215V241H214V237H215V235H217ZM263 236H264V234H263ZM229 237V236H228ZM257 244H255V245H257V247H259V248H257L258 250H259V252L262 254H252V253H246L247 254V256L251 259V260H253V261H257V260H259L260 261V259L262 260L263 258H264V255H263V253H264V243H260V242H256ZM231 244V245H230ZM261 247V248H260ZM192 250V251H191ZM263 252V253H262ZM203 255V256H199V255ZM216 254V253H215ZM222 254V255H221ZM246 254L244 255V256H246ZM191 255V256H190ZM252 257H251V256ZM254 255H255V258H254ZM187 256V257H186ZM196 256L198 257V258H196ZM247 256L245 257V259L247 260H245L247 263H248V260H250L249 258H247ZM259 256V257H258ZM262 256V257H261ZM189 258V259H188ZM195 260V258H196V260L194 261L193 259ZM201 258H202V260L203 261H201ZM206 258V259H205ZM189 261V262H187V260ZM191 259H192V262H191ZM236 260V259H235ZM183 261V262H182ZM224 261V262H223ZM197 262V263H196ZM237 262V263H236ZM239 262V263H238ZM189 263V264H190ZM206 264V263H205ZM263 264H264V261H263Z\"/></svg>", "mask_w": 264, "mask_h": 264}, {"label": "built area", "instance_id": "3", "mask_svg": "<svg viewBox=\"0 0 264 264\" xmlns=\"http://www.w3.org/2000/svg\"><path fill=\"white\" fill-rule=\"evenodd\" d=\"M0 31L9 35L12 39L17 40L20 38L18 23L12 18V16L7 11L1 8H0ZM214 241L216 246L222 249L228 244L229 237L225 233H218L217 235H215Z\"/></svg>", "mask_w": 264, "mask_h": 264}]
</instances>
